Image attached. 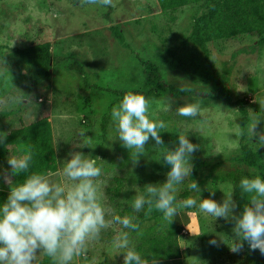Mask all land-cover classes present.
I'll return each instance as SVG.
<instances>
[{
    "label": "rangeland",
    "instance_id": "rangeland-1",
    "mask_svg": "<svg viewBox=\"0 0 264 264\" xmlns=\"http://www.w3.org/2000/svg\"><path fill=\"white\" fill-rule=\"evenodd\" d=\"M203 12L201 4L163 11L157 0H111L108 6L99 0L0 1V43L5 46V54L17 47L49 41L52 52L73 55L83 66V74H79L64 60L25 98L30 83L27 71L21 66L9 67L0 58V136L48 117L58 159V170L51 173L50 179L64 180L60 162L71 152L97 158L102 171L96 182L110 219L111 212L120 215L122 208L131 206L135 189L166 179L169 167L162 157L156 160L163 146H153L155 142L150 139L145 154L133 164L134 157L114 139L110 119L111 107L124 92L155 91L159 97L147 99L151 101V117L166 124L159 130L161 140L173 149L178 134H187L199 146L208 164L214 166L213 176L200 187L201 198L221 202L222 191H227L230 184L243 175L257 173L238 162L242 145L264 158V48H257L259 35L252 32L233 39L210 40L206 55L189 39L192 15ZM116 31L122 33L123 42ZM218 82L248 111L243 137L238 107L208 93L219 89ZM172 88L189 93L174 95ZM10 95L22 97V103L6 107ZM186 102L200 104L198 117L177 115L176 109ZM164 105L169 106L168 111L163 110ZM88 139L96 145L78 147ZM190 182L191 178L185 180L180 194L188 191ZM237 193L240 200L236 199ZM232 198L236 202L233 213L238 215L239 201L247 200L238 187ZM173 220L183 226L178 240L181 257L154 264H264V254L259 250L247 255L246 242H240L243 247L239 251H231V219L214 220L192 208L181 209ZM165 223L162 218L160 224ZM120 230V225L102 230L99 239L88 242L86 256L76 258L73 264H123V253H115L112 248V240ZM130 238L136 245L140 234L132 232ZM211 240L216 241L215 245ZM44 256L38 253L36 262Z\"/></svg>",
    "mask_w": 264,
    "mask_h": 264
},
{
    "label": "clouds",
    "instance_id": "clouds-1",
    "mask_svg": "<svg viewBox=\"0 0 264 264\" xmlns=\"http://www.w3.org/2000/svg\"><path fill=\"white\" fill-rule=\"evenodd\" d=\"M99 2L105 6L111 4V0ZM84 57L91 59L87 54ZM22 99L10 95L5 106L14 108ZM150 105L151 101L142 94L126 91L110 109L114 139L134 157L133 164L145 154V146L151 139L155 142L153 146H163L156 160L159 162L162 157L169 167L163 182L146 184L139 191L135 189L131 199L133 213L155 209L169 223L181 209L197 208L214 220L234 221L231 251H239L243 247L240 242H246L250 249L264 254V177L261 173L241 176L227 191H222L224 199L219 203L201 198V189L193 179L187 184L190 194L180 199L182 185L191 178L194 167L191 161L199 146L194 145L187 134H178L176 146L167 148L159 131L166 124L151 117ZM163 110L168 111L169 106L164 105ZM176 112L181 117L196 118L201 106L186 102ZM4 136H0V140ZM261 139L264 141V137ZM94 145L88 139L78 147ZM32 160L31 150L8 159L12 175H25L9 187L6 199L0 200V264H36L38 253L49 257L52 264H73L76 258L86 256L89 241L99 239L102 230L113 225L121 226L112 240V248L115 253H123V264H147V258L136 250L130 238V233H140L136 216H121L113 211L111 218H107L109 210L102 202L96 182L102 171L97 158L79 151L69 153L68 158L60 162L63 181H52L51 173L31 172ZM237 187L247 203L235 215L236 202L232 196ZM210 243L215 245L216 241Z\"/></svg>",
    "mask_w": 264,
    "mask_h": 264
},
{
    "label": "trees",
    "instance_id": "trees-1",
    "mask_svg": "<svg viewBox=\"0 0 264 264\" xmlns=\"http://www.w3.org/2000/svg\"><path fill=\"white\" fill-rule=\"evenodd\" d=\"M3 1V0H0ZM163 11H177L189 4H201L205 8L203 13L192 15L193 25L189 39L192 43L204 50L207 55L206 43L214 39H233L256 32L259 35L257 48H264V0H157ZM118 38L123 42V35L116 31ZM52 44L49 41L32 44L26 47H17L4 53L5 46L0 43V58L5 59L9 67L21 66L27 71L29 84L25 90V98H29L33 89L48 80L52 71L64 60H67L69 69L83 74L82 64L73 55L60 56L51 51ZM156 70V69H155ZM157 71V70H156ZM219 89L208 93L217 95L228 105H236L242 115L241 131L245 135L248 123V111L240 101H234L228 89L218 82ZM142 94L146 99L159 97L155 91H134ZM171 93L187 94V91H175ZM9 114V113H6ZM0 140V200L6 199L9 187L20 182L25 174L14 176L8 165V159L31 150L33 160L30 164L31 172L41 174L54 173L58 170V159L54 145V136L51 122L48 117H42L34 122L22 125L4 134ZM2 136V135H1ZM193 169L191 179L202 187L214 173V166L209 165L198 149L192 157ZM243 166L264 176V158L246 144L242 145L241 154L237 158ZM189 195L188 191L180 194V197ZM236 199L240 200L239 193ZM238 204L239 212L246 202ZM120 215H135L140 225V241L135 245L136 250L147 258V263L157 260L178 259L181 257L179 247V235L183 226L175 220L160 224L162 214L155 209L148 212L146 209L140 213H133L130 205H126L119 211ZM155 221L154 224H147ZM252 249L245 244V252L250 254ZM49 257L44 256L36 264H50Z\"/></svg>",
    "mask_w": 264,
    "mask_h": 264
}]
</instances>
